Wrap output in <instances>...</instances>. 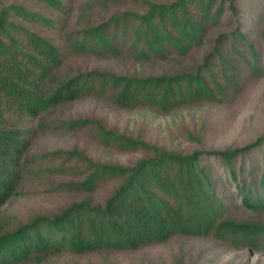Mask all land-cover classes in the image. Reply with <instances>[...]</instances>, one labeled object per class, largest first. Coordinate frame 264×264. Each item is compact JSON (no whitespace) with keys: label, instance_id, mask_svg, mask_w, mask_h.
I'll return each mask as SVG.
<instances>
[{"label":"trees","instance_id":"obj_1","mask_svg":"<svg viewBox=\"0 0 264 264\" xmlns=\"http://www.w3.org/2000/svg\"><path fill=\"white\" fill-rule=\"evenodd\" d=\"M32 1L30 7L0 0V264L137 252L179 237L264 252V220L233 213L264 214V154L261 171L251 158L264 147V134L244 147L182 154L97 118L53 117L88 99L162 116L229 103L264 72L263 50L244 26L241 0H87L77 10L73 0ZM227 13L234 28L212 38ZM89 58L136 68L190 64L124 74L84 67ZM54 132L86 133L102 147L142 157L120 164L80 150L33 155L36 139ZM63 175L72 178L60 181ZM42 179L52 182L51 192L84 197L25 221L2 211L28 194V182ZM104 190L96 203L93 196Z\"/></svg>","mask_w":264,"mask_h":264},{"label":"rangeland","instance_id":"obj_2","mask_svg":"<svg viewBox=\"0 0 264 264\" xmlns=\"http://www.w3.org/2000/svg\"><path fill=\"white\" fill-rule=\"evenodd\" d=\"M24 1L33 6L32 0ZM87 0H73L74 9ZM241 18L251 40L263 50L264 63V0H241ZM100 18V17H97ZM73 23L76 19L73 18ZM234 19L227 13L224 21L211 32L215 37L218 32H229L234 28ZM84 67L108 69L117 73L133 74L137 71L164 73L178 71L188 66L190 60L157 65L147 64L143 68L133 67L126 61L100 60L89 58L83 61ZM54 118L69 120L77 118H97L108 128L135 139L143 140L177 153H191L196 150H228L244 147L255 142L264 134V72L257 80H252L229 103L222 105L205 104L179 110L167 116L158 115L149 110H115L104 102L88 99L67 105L54 113ZM80 150L98 161L120 164H132L142 157L140 153H123L102 147L86 133L54 132L42 134L34 142L31 153L44 154L51 151ZM264 147L251 154L255 169L261 171ZM219 175H226L225 168L213 163ZM239 166V163L237 164ZM249 164L247 168L249 169ZM257 171V169H256ZM63 175L60 181L71 180ZM52 182L48 179L31 180L26 184L28 194L14 199L2 211L17 221H25L33 214L54 212L74 200L82 199V194L51 192ZM229 193L227 187H222ZM231 191V190H230ZM233 192V191H231ZM107 190L93 196L96 203H101ZM242 211V212H241ZM234 215L241 219L264 220V214L251 215L234 209ZM264 264V252L251 251L248 248L234 249L227 244L217 243L203 238H175L167 244L115 254H102L85 258L64 257L56 264Z\"/></svg>","mask_w":264,"mask_h":264}]
</instances>
